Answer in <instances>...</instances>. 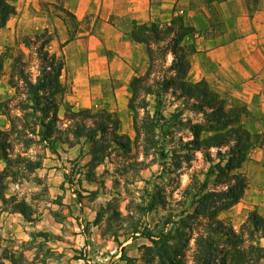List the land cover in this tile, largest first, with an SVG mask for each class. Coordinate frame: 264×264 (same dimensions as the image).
Here are the masks:
<instances>
[{
    "label": "rangeland",
    "instance_id": "1",
    "mask_svg": "<svg viewBox=\"0 0 264 264\" xmlns=\"http://www.w3.org/2000/svg\"><path fill=\"white\" fill-rule=\"evenodd\" d=\"M157 51L156 66L135 90L127 123L114 112L105 121L101 114L75 115L67 108L53 125L54 149L42 138L45 129L31 122V109L18 99L6 104L17 129L8 141L13 166L3 180L7 199H0V264H175L174 256H155L153 241L177 230L188 240L179 252L182 264H193L195 238L209 222L196 213L201 197L234 184L236 169L230 167L238 151L228 124L217 121L209 106L200 109L197 93L172 84L177 76L166 69L172 56ZM32 64L36 74L37 61ZM0 81L5 86L7 76ZM12 95L14 89H6L0 101ZM1 118V130L9 131L10 122ZM94 122L107 129L87 137ZM75 126L83 127L81 135L73 134ZM18 155L38 166L25 168ZM4 166L0 159V171ZM15 202L24 204L26 216ZM220 216L246 243L264 246L248 218L229 211Z\"/></svg>",
    "mask_w": 264,
    "mask_h": 264
},
{
    "label": "crops",
    "instance_id": "2",
    "mask_svg": "<svg viewBox=\"0 0 264 264\" xmlns=\"http://www.w3.org/2000/svg\"><path fill=\"white\" fill-rule=\"evenodd\" d=\"M194 1L14 0L15 13L0 26V76H7L8 86L0 81V98L12 91L13 60L28 58L34 48L29 40L44 36L45 49L63 60L58 116L67 108L114 112L127 123L130 82L148 67L145 46L130 36L133 22L165 28L180 15L193 28L184 39L190 63L186 81L203 83L226 109L241 107L237 125L248 134L239 168L244 191L221 213L264 219V0L214 1L213 12L202 0L191 6ZM65 10L76 20L63 19Z\"/></svg>",
    "mask_w": 264,
    "mask_h": 264
},
{
    "label": "trees",
    "instance_id": "3",
    "mask_svg": "<svg viewBox=\"0 0 264 264\" xmlns=\"http://www.w3.org/2000/svg\"><path fill=\"white\" fill-rule=\"evenodd\" d=\"M214 1L220 0H202L203 4L209 8L211 12H213ZM14 13V0H0V26H4L9 16ZM63 19L71 21L76 20L75 16L66 10L64 11ZM133 24L130 36L133 40L145 45L148 55V67L144 75L135 76L130 82V89L131 92H133V96L128 102L129 108L132 107L133 98L136 96V88L143 87L141 86V82L149 76L150 72L156 66L155 61L157 57L155 52L157 50H162V52L165 51L166 55L169 53L172 56L171 62L166 69L172 71L175 76H177V80H173L172 84L178 86L180 89H187L197 93L200 102L199 108L202 109V107L209 106L207 108L212 110L211 114L216 116L217 121L223 120L228 124L231 129L230 140L234 141V146L238 151L237 163L233 167H230V169H236L232 175L234 184H229L226 190L205 192L201 197L202 201L199 207L201 205L203 212L196 213H203V216L209 218V222L206 223V232L204 234H199L195 238L196 249L193 254V264H263L264 246L254 242L246 243L232 227L227 226L223 220L218 217L220 212L229 208L239 200L245 188V179L239 171V168L244 159L245 151L249 146V139L247 132L237 125L242 108L232 107L226 109L221 98L207 89L203 83H190L186 81L185 77L189 70L190 63L187 56L188 49L184 43V39L191 33L193 28L186 25L181 16L173 17L170 24L165 28H160L155 23L133 22ZM39 40L40 42L37 43ZM29 41H32L30 43L34 45L33 51L29 54V57L25 58L19 55L13 60L10 66L8 83L14 89V95L0 101V113L3 114L11 124L9 131L0 129V159H3L5 162L4 168L0 171V199L3 202L7 199L4 195L6 186L3 180L5 177L9 176V172L12 171L13 166L11 158H9L11 154L8 144L9 135L17 129L15 126L16 116H13V114L8 111L9 108L6 104H8L11 99H18L21 106L31 109L29 116H33L35 119L31 122L34 123L35 126H40L45 129L42 130V138L47 141V145L51 149H54L50 140V137H52L53 125L55 122H62V120L58 118L57 111L59 96L64 91V87L60 81L63 60L45 49L44 44L47 39L44 38V36ZM34 60L37 61V64H35L37 66L36 74L33 72L34 65L32 62ZM164 61L166 62V57H164ZM3 69L4 57L0 55V74L3 72ZM20 82H22L23 85H20ZM22 90H26V93H23ZM20 91L22 93H20ZM20 94H23L25 97L22 98ZM66 111L75 115H81L83 113L88 115L101 114V118L105 121H107V114H114L111 112L94 113L89 110H72L70 108ZM157 111L158 108H156V112ZM94 124L96 128L92 130L91 133H88L87 137H93L98 132L102 134L104 130L107 129V123L94 122ZM75 127L73 134L76 136L81 135L80 131L83 127ZM22 128L27 129L29 127H27V125H22ZM35 130L34 128V131ZM16 159L17 162L21 165L23 164L25 168L38 166L36 161L21 157L20 155H18ZM14 207H17L23 215H27L22 202H15ZM195 211H198V207L195 208ZM248 222L253 227L254 235L259 232L262 233L260 236L264 237L263 218L252 213L248 217ZM183 234L181 230H177L174 234H165L161 237L164 239L162 242L153 241L155 244L154 247L156 248L155 256L157 255L156 257L160 260L165 256H174L172 262H175V264H182V255L179 252L181 245H184L188 241L187 239H183ZM158 243L160 244L158 245ZM147 250H149V254L153 253L150 247H148Z\"/></svg>",
    "mask_w": 264,
    "mask_h": 264
}]
</instances>
